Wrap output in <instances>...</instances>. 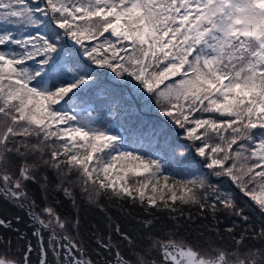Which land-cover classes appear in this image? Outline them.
Wrapping results in <instances>:
<instances>
[{
    "label": "snow or ice",
    "instance_id": "1",
    "mask_svg": "<svg viewBox=\"0 0 264 264\" xmlns=\"http://www.w3.org/2000/svg\"><path fill=\"white\" fill-rule=\"evenodd\" d=\"M0 197V264H264V0H0Z\"/></svg>",
    "mask_w": 264,
    "mask_h": 264
},
{
    "label": "trees",
    "instance_id": "2",
    "mask_svg": "<svg viewBox=\"0 0 264 264\" xmlns=\"http://www.w3.org/2000/svg\"><path fill=\"white\" fill-rule=\"evenodd\" d=\"M30 189L33 193H36L39 189L38 185H30ZM41 200L43 197L40 198ZM50 202H54V206L59 208L61 212H63L65 209L71 208V201L64 198L63 193H56L54 195H50L49 197ZM39 202V201H38ZM4 208V201L3 198L0 197V210ZM10 211H15L14 209H10ZM193 212H195V209H193ZM25 221H27V215L26 213H23ZM105 215L111 216L113 220L117 219L118 213L113 208L110 211L105 209L104 211H101V209L97 206H93L91 214L84 216L82 219V228L80 231V235L77 237V239L81 242L82 246L85 248V250L89 254H94V251L96 249V243H97V235L95 233V229H90L89 225L96 224L97 220L101 221V224H105L107 221L105 219ZM126 215V214H125ZM133 215H135V212H133ZM187 215V213H186ZM83 216V214H82ZM231 223L226 221H221V228H227L230 227ZM25 231H27V228H24ZM107 230L103 227L100 228V234H104ZM0 233H2V230H0ZM74 234V233H73ZM33 245L35 246L36 241L34 238H32ZM35 260V257H33Z\"/></svg>",
    "mask_w": 264,
    "mask_h": 264
}]
</instances>
